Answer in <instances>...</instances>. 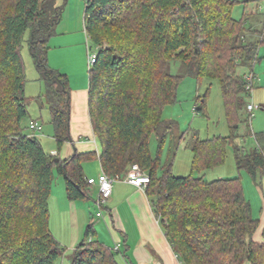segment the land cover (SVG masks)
Masks as SVG:
<instances>
[{"label": "trees", "instance_id": "1", "mask_svg": "<svg viewBox=\"0 0 264 264\" xmlns=\"http://www.w3.org/2000/svg\"><path fill=\"white\" fill-rule=\"evenodd\" d=\"M63 1L0 0V264H56L65 256L67 248L49 224L54 178L64 179L70 201L92 199L84 164L93 160L111 177L123 178L133 166L150 176L146 195L180 264H264V242L254 240L260 221L252 216L241 178L207 182L203 176L224 164L229 144L239 171L253 180L264 175V132L255 134L251 151L235 143L247 121L240 70L255 66L264 45V32L259 40L248 37L247 14L232 17L235 5L250 1L88 0L86 30L97 48L89 70V114L102 150L66 159L46 151L36 132L27 134L22 125L37 101L49 110L57 151L71 142L69 79L48 64L49 42L68 0ZM25 44L44 82L37 97L26 95ZM174 61L187 67V76L217 80L224 99L230 136L193 142L198 176L177 177L161 162L178 127L162 118L184 79L169 71ZM94 225L71 264H121L118 253L97 239Z\"/></svg>", "mask_w": 264, "mask_h": 264}, {"label": "rangeland", "instance_id": "2", "mask_svg": "<svg viewBox=\"0 0 264 264\" xmlns=\"http://www.w3.org/2000/svg\"><path fill=\"white\" fill-rule=\"evenodd\" d=\"M249 1L248 4L235 5L232 10V17L241 19L244 14H247L246 27L248 30H252V32H248V37L253 34V39L259 40L264 32V0ZM85 5V0L71 1L70 6H67L63 12L61 22L55 27L56 36L54 35L55 37L53 36L49 42V66L52 68L53 64H55L56 67L52 69L60 74L70 76L75 86H83L84 84L86 85V82L88 83V70L91 68L89 64V49L92 47L93 52L97 51L86 30ZM61 40H65V42L61 44ZM51 50L52 52H50ZM64 54L67 56L76 55V60L83 56L86 67L84 68L79 61L74 62L63 58ZM258 57L259 61L252 69L240 70L243 75L250 73L255 75L253 92L252 95L246 96V104L262 106L261 109L255 110L253 115H250L246 108L243 114V118L247 121L241 126L239 137L235 143L244 146L248 151L256 147L255 134L264 132V45L260 47ZM23 59L26 64L28 77L26 95L37 97L44 92V82L40 80V74L32 61L27 44L23 47ZM169 71L174 75L184 76V79L178 86L175 103L165 107L162 114V118L165 121H173L178 127L174 135L169 136L165 144L161 162L163 165H170L172 173L177 177H186L191 174L198 176L199 174L193 173L192 170L193 142L197 139L206 140L214 137L230 136L222 90L215 79H199L196 76H187V67L179 61L171 62ZM203 106H205L204 109H202ZM29 115L22 122L23 127H26L25 132L33 134V131L30 130V122L31 120H36L41 125V131L35 133V135L39 137L44 149L50 153L55 149L57 150V144L53 138L54 129L50 123L49 110L47 108L40 109L39 103L33 101L29 105ZM182 135H184V138L180 140ZM151 138V152L156 157L158 154V142L155 135ZM94 162L96 160L91 163ZM159 174L161 175L162 172L160 171ZM203 176L207 182L217 179L241 178L245 197L251 203L252 216L255 219L260 217L261 208L264 204V175H260L256 180H253L246 171H239L233 152V145L229 144L226 147L224 164L206 171ZM55 189L58 190L57 192L60 195H66L64 179L58 174L55 175L52 191H55ZM94 196L95 199L96 197L98 198L97 191H95ZM56 197L58 196H53L54 201H56ZM53 204L57 208L58 203ZM89 205L90 218H94L98 230L99 224H103L101 217L97 216L99 208L96 203H90ZM51 212V229L56 235H59L61 228H64L62 224L68 219H59L55 215L53 207H51ZM66 246L64 245V247ZM75 249L68 247L65 256L59 259L56 264H71Z\"/></svg>", "mask_w": 264, "mask_h": 264}, {"label": "crops", "instance_id": "3", "mask_svg": "<svg viewBox=\"0 0 264 264\" xmlns=\"http://www.w3.org/2000/svg\"><path fill=\"white\" fill-rule=\"evenodd\" d=\"M71 1L74 2V0H68L65 6H70ZM63 3V0H58V4L61 5ZM62 41H60L61 44L65 42V40ZM63 58L74 62L79 61L84 68L86 67L83 56L76 60V55L67 56L64 54ZM54 67H56L55 64H53L52 68L54 69ZM89 70L88 83L86 82V85L84 84L83 86H75L70 76H67L71 88V142L65 144L60 152L56 149L51 152L53 155H59L63 159L71 157L76 152H97L100 155L102 150L90 121ZM91 162L84 164L85 177L87 179H97L102 173L101 164L99 160L94 163ZM92 187L94 194L95 191L99 193L96 185ZM57 191L55 189V191L51 192L49 200L50 230L56 240L63 246L67 245V248L75 249L84 239L87 227L96 223L94 218H90L89 204H95L97 197L95 199L93 194L92 199L72 202L67 195H60ZM54 195L58 196L56 201L53 199ZM53 203H58L57 208ZM51 207L55 209V215L59 219H68L62 224L65 229L61 226L59 235H56L51 229ZM104 209L101 217L103 224H99L98 230L96 225H94L97 239L111 250L118 247L119 251H116V253L120 257L121 264H180L166 239L160 222L153 213L146 192L142 189L123 180L115 182L112 196ZM256 219H259L260 226L254 235V240L262 243L264 242V204L261 208L260 217ZM245 264L251 263L247 262Z\"/></svg>", "mask_w": 264, "mask_h": 264}, {"label": "built area", "instance_id": "4", "mask_svg": "<svg viewBox=\"0 0 264 264\" xmlns=\"http://www.w3.org/2000/svg\"><path fill=\"white\" fill-rule=\"evenodd\" d=\"M86 2L88 0H85ZM90 50V49H89ZM97 59V54L93 51H89V64L92 66L95 64ZM244 79L246 81V90L248 92V96L252 95L254 88L255 75L250 73L248 75H244ZM262 106L248 104L247 112L250 115H253L255 110L261 109ZM30 129L34 132L41 131V125L38 123H31ZM125 181L133 186H136L146 192L147 186L150 183V176L146 173H143L138 166L132 167L130 172L123 178L120 177H111L105 174L103 171L97 179H88V182L92 185H96L98 187V198H97V206L99 208L98 217H102L103 207L106 206V203L111 198L113 193V184L117 181ZM114 251H119L118 247L114 249Z\"/></svg>", "mask_w": 264, "mask_h": 264}]
</instances>
